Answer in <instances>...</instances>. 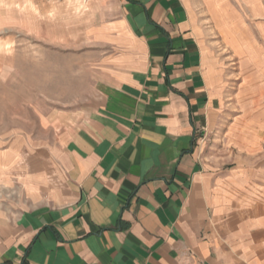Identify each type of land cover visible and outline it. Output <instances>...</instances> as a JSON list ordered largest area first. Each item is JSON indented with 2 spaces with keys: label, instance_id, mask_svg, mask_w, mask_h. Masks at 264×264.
<instances>
[{
  "label": "crops",
  "instance_id": "obj_1",
  "mask_svg": "<svg viewBox=\"0 0 264 264\" xmlns=\"http://www.w3.org/2000/svg\"><path fill=\"white\" fill-rule=\"evenodd\" d=\"M120 4L98 101L6 157L0 264H264V48L230 34L232 67L186 0Z\"/></svg>",
  "mask_w": 264,
  "mask_h": 264
},
{
  "label": "rangeland",
  "instance_id": "obj_2",
  "mask_svg": "<svg viewBox=\"0 0 264 264\" xmlns=\"http://www.w3.org/2000/svg\"><path fill=\"white\" fill-rule=\"evenodd\" d=\"M186 1L222 62L237 65L230 34H242L251 54L264 48L255 30L264 17L254 14L264 0ZM121 8L120 0H0V201L8 199V153L38 148L55 125L82 119L98 101L109 49L94 29L118 20Z\"/></svg>",
  "mask_w": 264,
  "mask_h": 264
}]
</instances>
